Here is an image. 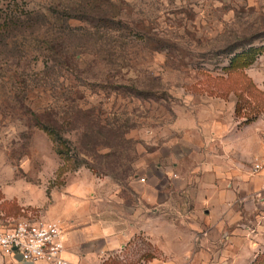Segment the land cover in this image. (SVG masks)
Instances as JSON below:
<instances>
[{"label": "rangeland", "instance_id": "374dc122", "mask_svg": "<svg viewBox=\"0 0 264 264\" xmlns=\"http://www.w3.org/2000/svg\"><path fill=\"white\" fill-rule=\"evenodd\" d=\"M42 124L57 127L63 155ZM263 152L264 0H0L8 217H46L88 183L94 225L118 226L155 160L178 162L186 190L221 173L253 184ZM150 252L138 235L97 264Z\"/></svg>", "mask_w": 264, "mask_h": 264}, {"label": "crops", "instance_id": "0c3cea01", "mask_svg": "<svg viewBox=\"0 0 264 264\" xmlns=\"http://www.w3.org/2000/svg\"><path fill=\"white\" fill-rule=\"evenodd\" d=\"M177 163L171 167L155 160V175L148 170L147 181L136 176L139 189L133 192V206L125 202L118 226L111 221L94 225L91 200L85 199L94 189L88 183L58 194L54 209L44 217L62 223L70 264H97L101 252H108L103 262H110V253L127 250L138 235L152 249L143 258L145 264H253L264 252L260 178L251 175L249 165L253 184L221 173L212 182H192L185 190L187 181ZM0 264L23 263L0 256Z\"/></svg>", "mask_w": 264, "mask_h": 264}, {"label": "built area", "instance_id": "2783aa9c", "mask_svg": "<svg viewBox=\"0 0 264 264\" xmlns=\"http://www.w3.org/2000/svg\"><path fill=\"white\" fill-rule=\"evenodd\" d=\"M253 177L260 178L258 199L264 200V153L250 164ZM62 223L44 216L12 219L0 210V256L23 264H70Z\"/></svg>", "mask_w": 264, "mask_h": 264}, {"label": "trees", "instance_id": "16d2710c", "mask_svg": "<svg viewBox=\"0 0 264 264\" xmlns=\"http://www.w3.org/2000/svg\"><path fill=\"white\" fill-rule=\"evenodd\" d=\"M251 51H253V50H251ZM41 126H42V129L49 134V136L54 141V143L56 145H58L57 151L61 155H63L62 150L59 149V143L62 141V138L59 136L57 127L55 125H51V124H47V125L42 124ZM253 264H264V252H262L261 254L258 255V257L256 258V260L254 261Z\"/></svg>", "mask_w": 264, "mask_h": 264}]
</instances>
